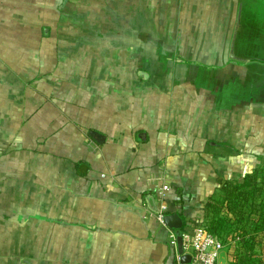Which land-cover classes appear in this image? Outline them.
I'll list each match as a JSON object with an SVG mask.
<instances>
[{"label":"crops","instance_id":"obj_1","mask_svg":"<svg viewBox=\"0 0 264 264\" xmlns=\"http://www.w3.org/2000/svg\"><path fill=\"white\" fill-rule=\"evenodd\" d=\"M260 2L0 0V264L175 263L158 189L187 232L261 163L260 106L223 90Z\"/></svg>","mask_w":264,"mask_h":264},{"label":"trees","instance_id":"obj_2","mask_svg":"<svg viewBox=\"0 0 264 264\" xmlns=\"http://www.w3.org/2000/svg\"><path fill=\"white\" fill-rule=\"evenodd\" d=\"M218 185L221 205L234 219L229 223L227 217L218 215L221 208L217 207V200L210 198L205 205L214 213L208 217L209 230L222 241L233 238L235 234L240 237L238 242L244 249L235 255L234 264H259L255 248L260 241L258 239H261L257 235L264 237V162L253 167L239 180L221 178ZM186 225L187 222H184L177 230L183 232Z\"/></svg>","mask_w":264,"mask_h":264},{"label":"rangeland","instance_id":"obj_3","mask_svg":"<svg viewBox=\"0 0 264 264\" xmlns=\"http://www.w3.org/2000/svg\"><path fill=\"white\" fill-rule=\"evenodd\" d=\"M251 19L246 21V33L245 36L247 37L248 41L246 44L250 46L246 47L248 50L247 53L251 57L256 56L261 61H258L255 67H253L252 71L256 72L254 76L250 73L243 76L241 80L240 77L237 75L231 77L230 84L223 86V90L225 91V95H229L228 97V104L235 102V98H240L249 102L254 105L260 106L259 108L262 110L261 115H258L254 118L256 123L255 126V136L259 138L256 140V148L255 150H250V152L255 153V155L259 156L261 163L264 162V2H260L256 8V15L251 16ZM245 58L248 54H245ZM242 57V56H241ZM255 57V58H256ZM242 59V58H241ZM240 79V80H238ZM225 84V82H224ZM238 95V96H237ZM236 96V97H235ZM258 108V107H256ZM261 132V134H259ZM258 146V147H257ZM247 151V150H243ZM252 155V154H251ZM235 180H239L238 178H234ZM217 200V207L221 208L218 212V215H221V211H223V206L221 205V192L217 191L213 197ZM224 205V204H223ZM210 216L214 215L212 209L210 210ZM209 220L207 217H200L197 220ZM264 238V237H262ZM228 239V238H227ZM227 239L223 241L227 244ZM264 251V242H259L256 245L255 252L257 253L258 258L260 259V255Z\"/></svg>","mask_w":264,"mask_h":264},{"label":"built area","instance_id":"obj_4","mask_svg":"<svg viewBox=\"0 0 264 264\" xmlns=\"http://www.w3.org/2000/svg\"><path fill=\"white\" fill-rule=\"evenodd\" d=\"M169 190L167 185H162L157 191L158 212L155 214L156 219L164 224L165 215L168 212L167 202L165 200L166 192ZM221 215L229 217V212L223 208ZM232 219V218H231ZM182 253L176 254L174 264H221L219 258L225 249V243L214 233L209 230V220H198L190 231L182 232ZM259 235L260 241L264 242V238ZM240 237L234 235L233 241H238ZM169 242L173 246H177V234L169 231ZM187 254L190 259L188 262L181 261V255ZM225 264H234L232 259ZM259 264H264V251L260 255Z\"/></svg>","mask_w":264,"mask_h":264},{"label":"water","instance_id":"obj_5","mask_svg":"<svg viewBox=\"0 0 264 264\" xmlns=\"http://www.w3.org/2000/svg\"><path fill=\"white\" fill-rule=\"evenodd\" d=\"M93 135L97 137L98 134L94 132ZM164 221H165V224H167L168 226L175 228V229H179L182 225L180 217L175 215V214H166ZM177 244H178V251L181 254L183 251L182 236L178 232H177ZM189 259H190L189 255H187V254L181 255V261L182 262H188Z\"/></svg>","mask_w":264,"mask_h":264}]
</instances>
